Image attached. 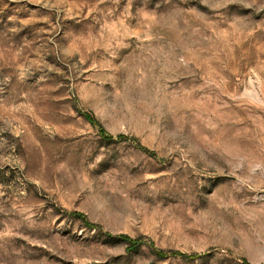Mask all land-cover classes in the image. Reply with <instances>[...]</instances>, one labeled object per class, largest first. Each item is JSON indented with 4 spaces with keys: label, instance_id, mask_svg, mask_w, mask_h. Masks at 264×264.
<instances>
[{
    "label": "rangeland",
    "instance_id": "374dc122",
    "mask_svg": "<svg viewBox=\"0 0 264 264\" xmlns=\"http://www.w3.org/2000/svg\"><path fill=\"white\" fill-rule=\"evenodd\" d=\"M0 264H264V0H0Z\"/></svg>",
    "mask_w": 264,
    "mask_h": 264
},
{
    "label": "trees",
    "instance_id": "16d2710c",
    "mask_svg": "<svg viewBox=\"0 0 264 264\" xmlns=\"http://www.w3.org/2000/svg\"><path fill=\"white\" fill-rule=\"evenodd\" d=\"M119 241H122L124 239H118ZM155 255L159 256L160 257V252H154Z\"/></svg>",
    "mask_w": 264,
    "mask_h": 264
}]
</instances>
